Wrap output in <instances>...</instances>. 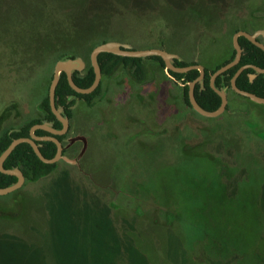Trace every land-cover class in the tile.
<instances>
[{
  "label": "rangeland",
  "instance_id": "374dc122",
  "mask_svg": "<svg viewBox=\"0 0 264 264\" xmlns=\"http://www.w3.org/2000/svg\"><path fill=\"white\" fill-rule=\"evenodd\" d=\"M99 31L212 69L238 31L264 44V0H0V136L42 117L58 56L84 67ZM144 65L101 76L54 170L0 196V264H264V104L227 91L204 117Z\"/></svg>",
  "mask_w": 264,
  "mask_h": 264
},
{
  "label": "trees",
  "instance_id": "16d2710c",
  "mask_svg": "<svg viewBox=\"0 0 264 264\" xmlns=\"http://www.w3.org/2000/svg\"><path fill=\"white\" fill-rule=\"evenodd\" d=\"M109 32H111V30ZM97 33H100L98 36L102 37L99 42L101 44L99 45L116 44L120 48H127L123 46L124 43L121 42L119 39L106 41L103 36L105 34H108V36H110L108 32L101 33V31H99ZM93 38L97 37L93 36ZM59 41H61V44L59 45L57 43L58 46H65L73 48V50H79L78 47L76 48L75 44H73L72 46L66 40ZM257 41L259 40L257 39ZM238 45L241 50V57L239 59V62L235 66L218 76L214 81V88L219 92L225 93L226 97L227 91H232L231 79L239 68L243 66H253L264 70V51L252 44L245 37L238 38ZM235 58L236 51L232 49L230 56L225 59L222 63L216 65L214 68L210 69L206 66H203V78L202 80L196 82L193 88V96L195 102L202 110L207 112H214L219 108L221 104V99L217 95V93L213 89H211L210 77L217 69L224 65H227L228 63H231L232 61H234ZM75 59H77L76 56L70 54H61L58 56V61ZM145 59L157 62L161 66L162 70H165L163 61L161 60V58L156 56H149L145 58H126L118 57L108 53H101L97 56V63L101 72V76H111L116 70V68L121 65L123 69H125L136 81L142 82L145 79L146 75V67L144 65ZM172 63L177 67H187L190 65H196L194 63L187 64L177 59H173ZM167 73L173 79L177 81H182L183 101L189 108H192L188 98V86L200 76L199 71L195 69L190 70L186 73L178 74L167 70ZM71 76L74 84L78 88H89L94 81V72L90 62H86V64L84 62L83 69L79 71H73ZM251 77H253L252 80ZM235 85L240 90L249 92L257 97L264 98V73H258L253 68L248 67L244 69L235 79ZM100 90L101 83L92 93L88 95L78 94L74 92L68 85L65 73H61L59 75V80L55 89V106L61 116L65 118L69 123L68 132L70 131V122L73 117L74 105L79 101H83L88 106L92 105L100 94ZM39 108L42 114V117L40 119L33 120L18 129L5 131L0 136V155L5 151V149L10 145L13 140L18 138L29 137V131L33 125L46 124L53 130H61V123L56 119V117L52 114L50 110L48 94L44 96L41 100ZM226 109L227 107L225 108V110ZM68 132L64 135L58 136L52 135L51 133L43 130H36L34 132V135L36 137H55L64 148V141L67 137ZM35 143L39 147V151L44 158L52 159L55 156L57 148L54 143L49 141H36ZM65 152V149H63L62 155H64ZM55 167L56 164L48 165L42 163L34 154L30 145L26 143L17 145L3 164L4 170H19L22 173L25 181L31 183L39 181L41 178L52 172ZM16 182V177L6 175L0 172V189L8 188L14 185Z\"/></svg>",
  "mask_w": 264,
  "mask_h": 264
},
{
  "label": "water",
  "instance_id": "95a60500",
  "mask_svg": "<svg viewBox=\"0 0 264 264\" xmlns=\"http://www.w3.org/2000/svg\"><path fill=\"white\" fill-rule=\"evenodd\" d=\"M239 37H245L252 44H254L255 46L259 47L262 51H264V44L257 41V39L253 35L248 34L247 32H244V31H238L234 34V36H233V48L236 51V58L231 63H228L227 65H224V66L220 67L219 69H217L210 77V87H211V89H213L217 93V95L221 99V104H220L219 108L214 112H207V111L202 110L197 105V103L195 102V99L193 96V88H194L195 83L202 80V78H203V67L200 65H190L187 67H177L172 63L171 56L162 49H156L155 48V49L135 50V49H128V48H120L116 44L96 46L91 51V54H90V63H91V67H92L93 72H94V81H93L92 85L87 89L78 88L74 84V82L72 80V76H71L73 71L82 70L83 64L77 59L59 61L58 63H56V65L54 67L53 77H52L51 83H50L49 88H48V100H49L50 110H51L52 114L56 117V119L61 123L62 128L60 131H56V130H53L52 128H50L49 126H47L46 124L33 125L30 128L29 137L18 138V139L13 140L10 143V145L0 155V172L3 174H6V175L16 177L17 182L8 188L0 189V196L8 195L10 193L17 191L18 189H20L22 187V185L25 182V179L19 170H16V169L15 170H4L3 169V164H4L5 160L7 159V157L10 155V153L13 151V149L17 145L22 144V143L29 144L30 147L32 148L34 154L44 164H48V165L55 164L62 157L63 146L55 137L39 138V137H36L34 135V132L36 130H43V131L51 133L52 135L61 136V135L66 134L68 129H69L68 121L61 116V114L58 112V110L55 106V89H56V86H57V83L59 80V75L61 73H65L68 85L70 86V88L74 92H76L78 94L88 95V94L92 93L100 84L101 72H100V69H99V66L97 63V56L99 54L108 53V54H112V55H115L118 57H126V58H145V57H149V56H156V57L161 58V60L164 63L165 69L169 70L173 73L182 74V73H186L190 70H195V69L198 70L200 73V76L195 81L190 83L188 86L189 103H190L191 107L198 114H200L204 117H217L225 111V108L227 106V97H226L225 93L219 92L214 88V81L218 76H220L221 74H223L224 72H226L228 69L232 68L233 66H235L239 62V59L241 57V50H240L239 45H238V38ZM248 67L255 69L258 73H264V70H262V69H259V68L253 67V66H243V67L238 69V71L235 73V75L231 79V89L237 95L248 98L252 102H255L257 104H264V98H260V97H257L255 95L249 93V92L240 90L235 85V79L239 76V74L244 69H246ZM252 79H253V77H251V80ZM36 141H49V142L54 143L56 145V148H57V152H56L55 156L52 159L44 158L39 151V147L35 143Z\"/></svg>",
  "mask_w": 264,
  "mask_h": 264
},
{
  "label": "flooded vegetation",
  "instance_id": "af4514ba",
  "mask_svg": "<svg viewBox=\"0 0 264 264\" xmlns=\"http://www.w3.org/2000/svg\"><path fill=\"white\" fill-rule=\"evenodd\" d=\"M257 39V38H256ZM260 42V41H259ZM262 43V42H261ZM68 132V131H67ZM39 138H43V137H39ZM37 142H41V141H37ZM44 142H47V141H44ZM64 149V148H63ZM63 152V151H62ZM63 156V155H62Z\"/></svg>",
  "mask_w": 264,
  "mask_h": 264
}]
</instances>
